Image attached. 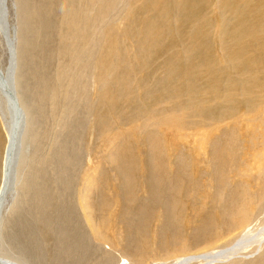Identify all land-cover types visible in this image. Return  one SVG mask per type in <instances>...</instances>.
<instances>
[{
    "label": "rangeland",
    "instance_id": "rangeland-1",
    "mask_svg": "<svg viewBox=\"0 0 264 264\" xmlns=\"http://www.w3.org/2000/svg\"><path fill=\"white\" fill-rule=\"evenodd\" d=\"M7 6L26 123L3 254L210 264L264 235V0ZM7 143L0 118V190ZM215 264H264V239Z\"/></svg>",
    "mask_w": 264,
    "mask_h": 264
},
{
    "label": "bare ground",
    "instance_id": "bare-ground-1",
    "mask_svg": "<svg viewBox=\"0 0 264 264\" xmlns=\"http://www.w3.org/2000/svg\"><path fill=\"white\" fill-rule=\"evenodd\" d=\"M8 0H0V9L2 10L4 7V15L6 17V20L8 22L9 26V18H8V6H7ZM6 28L7 23L5 22ZM0 28L2 30V33L4 35L5 39V46L7 48V51L9 54V60L7 62V67H6V73L2 71L0 68V118L1 122L3 123V126L6 129L7 133V138H8V143L6 146V151H5V157H4V175L3 177L5 178V168L6 164L8 163V154L10 153L11 156H15L16 149L19 147L21 149L20 153V159L17 163V165H12L10 164L9 168V181L10 184L15 186L16 192L8 195V192H2L0 190V225H1V231L3 227V218L5 212L9 210V207L11 204H9V199H14L17 197L18 193V183L16 180V174H17V169L20 170L22 165V153H23V148H22V139L23 135L25 133V121L26 118L23 114V118L21 117L22 115V110H21V104H20V99L17 96L16 93V84H15V73L17 71L18 67V62H17V49H16V42L15 41H10V37L8 36L7 31H5L4 24L0 18ZM10 28V27H9ZM15 37V35H14ZM24 119V120H23ZM9 138L11 142V150L7 154V148H9ZM12 139V140H11ZM17 147V148H16ZM11 158H9L10 160ZM21 161V164L19 165ZM15 162V161H14ZM9 166V165H8ZM3 178V180H4ZM4 182V181H3ZM3 184V183H2ZM2 189V187H1ZM264 239V235L262 232H256L253 234L248 232H242L237 239L228 247L222 249L220 252L216 253H211L209 256L208 263L212 262H224L229 260L230 257H234L235 255H238L239 253H242L243 251L255 247L257 245H260L261 242ZM3 238L0 236V264H22L19 261H16V259H11L9 256L3 254L1 252V249L3 247ZM6 256V257H4ZM189 259V258H188ZM188 259L180 261L179 264H184L188 262Z\"/></svg>",
    "mask_w": 264,
    "mask_h": 264
},
{
    "label": "water",
    "instance_id": "water-1",
    "mask_svg": "<svg viewBox=\"0 0 264 264\" xmlns=\"http://www.w3.org/2000/svg\"><path fill=\"white\" fill-rule=\"evenodd\" d=\"M12 140V139H11ZM9 148H7V154L10 152V150L12 149L11 148V142L12 141H10V138H9ZM17 148V147H16ZM20 153H21V149L18 147L17 149H16V152H15V156H11L10 157V153L8 154V163L6 164V168H5V178H4V182H3V184H2V192H5V191H7L8 192V195H9V193L11 194V193H15L16 192V188H15V186L13 185H11L10 184V182L11 181H9V168H10V164L12 165V163H14V165H17V163H18V161H19V159H20ZM9 158H11L10 160H9ZM15 161V162H14ZM9 165V166H8ZM3 235V233H2V231H1V225H0V236H2ZM215 263H217V262H212V263H210V264H215Z\"/></svg>",
    "mask_w": 264,
    "mask_h": 264
}]
</instances>
